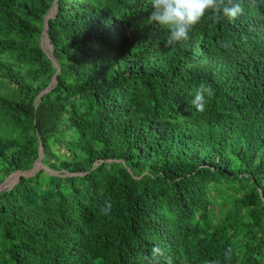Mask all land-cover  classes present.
Segmentation results:
<instances>
[{"label": "trees", "instance_id": "trees-1", "mask_svg": "<svg viewBox=\"0 0 264 264\" xmlns=\"http://www.w3.org/2000/svg\"><path fill=\"white\" fill-rule=\"evenodd\" d=\"M53 1L0 0V183L41 146L0 190V264H264V0L170 46L151 0H55L38 97Z\"/></svg>", "mask_w": 264, "mask_h": 264}, {"label": "clouds", "instance_id": "clouds-1", "mask_svg": "<svg viewBox=\"0 0 264 264\" xmlns=\"http://www.w3.org/2000/svg\"><path fill=\"white\" fill-rule=\"evenodd\" d=\"M152 12L148 17L150 23H155L168 30L165 46L174 45L189 39L191 28L198 24L207 13L219 22L223 18L233 21L245 11L242 0H151ZM215 96V89L210 83L201 82L195 90L192 104L198 112L206 110L208 99ZM113 204L106 200L100 211L105 216L109 215ZM164 257L165 264H173L170 256H165V251L158 244L150 250V255L144 257L147 264H160ZM205 264H215L208 260Z\"/></svg>", "mask_w": 264, "mask_h": 264}, {"label": "water", "instance_id": "water-1", "mask_svg": "<svg viewBox=\"0 0 264 264\" xmlns=\"http://www.w3.org/2000/svg\"><path fill=\"white\" fill-rule=\"evenodd\" d=\"M55 13V0L53 1L52 6L50 7L48 13L45 15L44 18V28H43V37L41 39L40 45L42 46L43 51L46 53V55L48 56V58L52 61L53 66H55L57 68V64L54 58V55L52 53V46L49 42V38H48V34H47V19L48 17L54 15ZM48 45V46H47ZM58 72V68L56 69V72L52 75L48 85L40 92V94L38 95V97L41 96L42 93L48 91L50 88H52V86L55 84L56 82V73ZM40 155H41V146H39V157L35 160V162L33 163V166L26 171H14L12 173H10L1 183H0V190L2 188H9L10 186H7V180L9 177H13L14 179H16V181L19 179L20 175H28V174H32L38 167L41 166L40 163Z\"/></svg>", "mask_w": 264, "mask_h": 264}, {"label": "rangeland", "instance_id": "rangeland-1", "mask_svg": "<svg viewBox=\"0 0 264 264\" xmlns=\"http://www.w3.org/2000/svg\"><path fill=\"white\" fill-rule=\"evenodd\" d=\"M47 46H48V45H47ZM5 178H6V177H5ZM5 178H4V179H5ZM10 178H11V177H9L8 179H10ZM13 179H14V178H12V180L9 181V182H8V180H7V182H8V183H7V186H10V187H11V186L16 182V179H14V180H13ZM235 202H237V201H235Z\"/></svg>", "mask_w": 264, "mask_h": 264}, {"label": "bare ground", "instance_id": "bare-ground-1", "mask_svg": "<svg viewBox=\"0 0 264 264\" xmlns=\"http://www.w3.org/2000/svg\"><path fill=\"white\" fill-rule=\"evenodd\" d=\"M12 178H14V176H13V177H11L10 179H8V182H9V181H11V180H12ZM13 180H14V179H13ZM8 182H7V183H8Z\"/></svg>", "mask_w": 264, "mask_h": 264}]
</instances>
